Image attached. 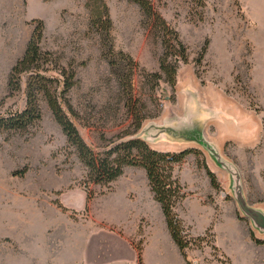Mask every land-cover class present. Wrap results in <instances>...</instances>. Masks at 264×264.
<instances>
[{
	"label": "rangeland",
	"instance_id": "374dc122",
	"mask_svg": "<svg viewBox=\"0 0 264 264\" xmlns=\"http://www.w3.org/2000/svg\"><path fill=\"white\" fill-rule=\"evenodd\" d=\"M150 1L179 32L188 62L180 64L175 86L148 78L160 72L161 39L137 4L107 0L116 48L138 63L135 94L147 107L139 133L146 129L149 137L159 127L200 124L239 171L247 201L264 210V0H205L203 7L197 0ZM87 2L0 0V116L26 107L28 75L15 94L9 77L42 20L50 74L75 71L68 98L79 118H71L87 143L103 152L134 127ZM40 107L42 119L28 132L0 133V264H234L225 250L236 254L240 243L224 227L236 217L252 225L228 172L200 144L172 136L147 140L160 151H191L174 170L186 195L176 211L192 238L185 258L146 171L127 166L110 186L88 182L87 167L43 97Z\"/></svg>",
	"mask_w": 264,
	"mask_h": 264
},
{
	"label": "trees",
	"instance_id": "16d2710c",
	"mask_svg": "<svg viewBox=\"0 0 264 264\" xmlns=\"http://www.w3.org/2000/svg\"><path fill=\"white\" fill-rule=\"evenodd\" d=\"M129 1L141 8L148 29L161 39L164 49L160 60V72L148 74V78H155L157 81L165 78L172 86H175L180 64L188 62L187 47L182 42L179 32L155 9L150 0ZM197 1L202 7L205 6V0ZM87 5L91 10L92 26L97 28L101 35L103 55L116 79L134 131L127 132L126 139L113 141L103 152H97L87 143L71 118V116L79 118V113L68 98L70 90L76 85V73L72 69L68 71L66 68H61L60 77L62 78L50 74L52 66L49 64H53L52 55L41 48L44 24L42 20H39L36 21L37 26L24 56L14 65L9 77L10 94H15L22 90L23 76L28 75L25 90L26 107L0 116V133L28 132L31 127L41 121L40 98H45L66 134L69 145L75 148L78 157L87 167L88 182L110 186L124 174L127 166H138L146 171L154 198L161 205L172 239L182 255L187 258V250L191 247L192 238L184 220L176 211L177 205L186 195L174 170L175 166L183 162L191 151L186 150L181 153L160 151L151 147L138 135L147 118L145 114L147 107L135 94L134 77L138 63L130 53L116 48L113 36L114 23L107 0H88ZM206 50L207 46L202 56ZM207 171L212 182L216 184L215 173L209 169ZM86 191L90 200L93 195L88 184ZM251 235L257 244H264V241L257 239L253 232ZM139 258L142 260L141 254Z\"/></svg>",
	"mask_w": 264,
	"mask_h": 264
},
{
	"label": "water",
	"instance_id": "95a60500",
	"mask_svg": "<svg viewBox=\"0 0 264 264\" xmlns=\"http://www.w3.org/2000/svg\"><path fill=\"white\" fill-rule=\"evenodd\" d=\"M158 129L159 130L154 136L150 135L149 137H146V129L142 130L138 135L146 141L151 140V138L154 139V137L157 136H172L174 138L200 144L207 152H209L210 157L216 166L228 172L230 176V189L240 207L242 214L250 221L255 230H257L260 234H264V210L254 207L247 201L239 171L234 164L222 156L219 148L214 143L205 138L200 124L186 122V124L184 123L177 126H171V128L163 126Z\"/></svg>",
	"mask_w": 264,
	"mask_h": 264
},
{
	"label": "crops",
	"instance_id": "0c3cea01",
	"mask_svg": "<svg viewBox=\"0 0 264 264\" xmlns=\"http://www.w3.org/2000/svg\"><path fill=\"white\" fill-rule=\"evenodd\" d=\"M252 228L238 217L229 218L227 225H225L224 229L230 237V240L235 242L239 240L240 243V249L235 252L236 254L231 253L225 248L226 253H228V255L233 259L234 264H264V244H257L252 239ZM239 231L241 233L240 239H238ZM255 231L258 233L256 238L264 241V234H260L257 230ZM217 239V245L224 249L219 236Z\"/></svg>",
	"mask_w": 264,
	"mask_h": 264
}]
</instances>
